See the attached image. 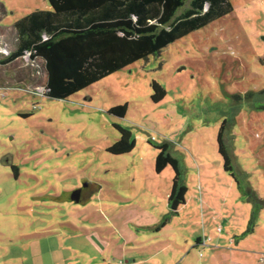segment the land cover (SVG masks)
Masks as SVG:
<instances>
[{
  "label": "rangeland",
  "instance_id": "374dc122",
  "mask_svg": "<svg viewBox=\"0 0 264 264\" xmlns=\"http://www.w3.org/2000/svg\"><path fill=\"white\" fill-rule=\"evenodd\" d=\"M229 1L226 15L64 99L38 93L46 81L39 58L0 63V264H103L96 241L108 242V264H124L117 244H147L150 234L134 226L170 212L174 171L154 168L153 145L163 142L188 188L165 230L180 253L175 264H203L216 245L214 237L193 247L203 233L200 200L205 213L220 203L232 213L223 236L246 227L245 197L223 168L217 134L225 121L235 173L264 198V0ZM50 8L46 0H0V58L15 48L14 22ZM152 81L166 90L159 102ZM125 103L123 117L109 112ZM116 124L135 138L129 153L107 151L120 137ZM213 229L206 227L217 236ZM259 233L252 244L264 259ZM259 257L233 264H264ZM231 262L223 254L206 264Z\"/></svg>",
  "mask_w": 264,
  "mask_h": 264
},
{
  "label": "trees",
  "instance_id": "16d2710c",
  "mask_svg": "<svg viewBox=\"0 0 264 264\" xmlns=\"http://www.w3.org/2000/svg\"><path fill=\"white\" fill-rule=\"evenodd\" d=\"M46 1L50 9L33 10L14 22L15 48L0 58V63L7 65L26 54L31 61L39 58L46 73L43 94L54 99L67 98L132 61L154 55L167 44L232 11L229 0ZM151 86V100L159 102L166 90L156 81ZM126 109V103L118 104L109 112L123 117ZM225 125L224 121L217 134L223 168L230 173L241 195L252 204L247 227L238 236L243 237L253 231L264 200L242 185L235 173L223 137ZM114 127L120 137L107 151L117 155L129 153L136 142L131 130L118 124ZM153 146L158 150L154 159L156 173L168 165L174 171L168 195L170 212L162 216L157 225L160 227L186 203L188 188L183 183L178 159L169 152L167 142Z\"/></svg>",
  "mask_w": 264,
  "mask_h": 264
},
{
  "label": "crops",
  "instance_id": "0c3cea01",
  "mask_svg": "<svg viewBox=\"0 0 264 264\" xmlns=\"http://www.w3.org/2000/svg\"><path fill=\"white\" fill-rule=\"evenodd\" d=\"M249 188H250V191L253 190L259 196V192H257L252 187H249ZM241 202H243L244 205H246L245 211L247 214V219L249 220V215L252 210V206L250 202H248L246 199L242 197H241ZM184 205H186V203ZM198 207L201 210V223H202L203 233L202 235L196 236L193 247L206 245L207 242L213 240L214 237L216 238L215 240H217L215 246L210 245L211 247L210 258L207 260H204L203 264H206L207 261L209 262L211 259L215 258L217 255H221L222 257L223 254L226 255V257L228 256L229 258H231V261H232L231 264H233V260L236 259V256H238V260L241 261V263L250 262L252 255H254L255 258L259 257L261 253L259 254V252L256 251L255 249L261 250V247H258L259 245L258 246L256 245L257 244L256 241H255L256 244L254 246L252 243L254 242L256 235L260 234L259 232L261 228L262 227L264 228V218L263 219L259 218L260 217L259 216L258 220L256 221L255 227H253V231L246 236L238 237L245 230V227L242 230H241V227L238 228V230H241L239 231V233H229L228 232L225 236H223L222 226H224L226 217H228L229 214L232 215V213H230V211H228L227 213L223 212L225 208V205L223 203H220L219 208H214L213 204L208 205V208L206 209V213L204 211L205 205L203 204V201L200 200ZM236 207L238 208V206ZM237 208L236 210H238ZM179 209L177 211V214L172 215V218H170V220L165 225H162L160 227H157V225L160 223L161 218L158 221L155 220V222L153 223L150 222V224L144 222L143 225L141 224V226H134L136 228L135 229L136 231H140V230H142L143 232L147 231L150 234V240L149 242L147 241V244H144L143 242L132 241V240H128V241L124 240L122 243H118L117 249L122 250L121 255L122 256L124 255L123 256L125 260L124 263L125 264H175L176 263L175 258L179 257L180 253L179 251L177 252L174 251V249L172 248L171 243L173 241L172 236H174V234L170 232L166 233L165 230L167 226L169 225V223L173 222L175 216L179 215ZM215 211H217V214L215 213ZM259 212H262L264 214V206L260 208ZM248 220H247V224H248ZM220 221L221 223H219ZM247 224H246V227H247ZM206 227H209L211 231L213 228L216 227L215 231L218 232V235L216 236L213 234L214 235L213 236L210 230H208V232L206 231ZM224 241H227V242H224ZM124 243L131 244V245L120 247V244L123 245ZM94 246H96L99 249L98 252L100 256H104L102 257L101 263L104 264L105 262H107L106 254L109 249L108 242L96 241ZM262 260L264 259L263 257L260 256L259 261L263 262Z\"/></svg>",
  "mask_w": 264,
  "mask_h": 264
},
{
  "label": "water",
  "instance_id": "95a60500",
  "mask_svg": "<svg viewBox=\"0 0 264 264\" xmlns=\"http://www.w3.org/2000/svg\"><path fill=\"white\" fill-rule=\"evenodd\" d=\"M77 193H78V190L72 191L71 198L72 199H77V197H76Z\"/></svg>",
  "mask_w": 264,
  "mask_h": 264
},
{
  "label": "built area",
  "instance_id": "2783aa9c",
  "mask_svg": "<svg viewBox=\"0 0 264 264\" xmlns=\"http://www.w3.org/2000/svg\"><path fill=\"white\" fill-rule=\"evenodd\" d=\"M43 91H44V89H43ZM43 91H38V93H40V94L44 95V94H43ZM124 264H125V263H124Z\"/></svg>",
  "mask_w": 264,
  "mask_h": 264
},
{
  "label": "flooded vegetation",
  "instance_id": "af4514ba",
  "mask_svg": "<svg viewBox=\"0 0 264 264\" xmlns=\"http://www.w3.org/2000/svg\"><path fill=\"white\" fill-rule=\"evenodd\" d=\"M82 190V189H81Z\"/></svg>",
  "mask_w": 264,
  "mask_h": 264
}]
</instances>
